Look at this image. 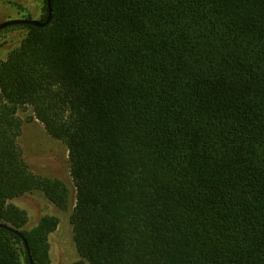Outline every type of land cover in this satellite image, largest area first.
<instances>
[{"label": "trees", "instance_id": "trees-1", "mask_svg": "<svg viewBox=\"0 0 264 264\" xmlns=\"http://www.w3.org/2000/svg\"><path fill=\"white\" fill-rule=\"evenodd\" d=\"M50 2L0 61V221L33 263L58 219L9 200L69 194L25 162L23 107L67 148L73 264H264V0ZM0 264H29L2 227Z\"/></svg>", "mask_w": 264, "mask_h": 264}, {"label": "rangeland", "instance_id": "rangeland-1", "mask_svg": "<svg viewBox=\"0 0 264 264\" xmlns=\"http://www.w3.org/2000/svg\"><path fill=\"white\" fill-rule=\"evenodd\" d=\"M43 7V0H0V22L27 17L40 20L44 15ZM27 33V28L4 27L0 30V61L20 45ZM32 114L30 107L17 110V116L22 122L18 137L22 156L32 172L57 178L66 185L69 194L68 205L58 208L40 191L25 193L9 202L25 211L26 228L35 226L45 215L57 217L58 225L48 235L50 264H73L80 256L74 245L70 224L75 191L69 175L67 148L60 140L50 137Z\"/></svg>", "mask_w": 264, "mask_h": 264}, {"label": "water", "instance_id": "water-1", "mask_svg": "<svg viewBox=\"0 0 264 264\" xmlns=\"http://www.w3.org/2000/svg\"><path fill=\"white\" fill-rule=\"evenodd\" d=\"M45 1H46L47 10H46V17L44 20H36V19H31V18L8 19V20H5L3 22H0V29L4 28L6 26H9V25L21 24V23L30 24V25L37 26V27H44V26L48 25L51 21V14H52L51 13V2H50V0H45ZM0 227L6 228L7 230H10L22 238L24 247L26 249L27 256L29 258V264H34L32 261V257H31L27 242H26L24 236L22 235V233L18 229H15L12 226H10L4 222H1V221H0Z\"/></svg>", "mask_w": 264, "mask_h": 264}]
</instances>
